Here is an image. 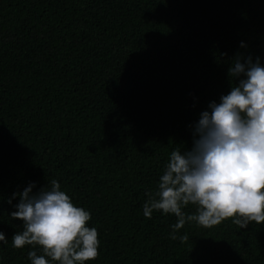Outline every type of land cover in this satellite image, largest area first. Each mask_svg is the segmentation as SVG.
<instances>
[{"label":"trees","instance_id":"1","mask_svg":"<svg viewBox=\"0 0 264 264\" xmlns=\"http://www.w3.org/2000/svg\"><path fill=\"white\" fill-rule=\"evenodd\" d=\"M0 264H264V0H0Z\"/></svg>","mask_w":264,"mask_h":264}]
</instances>
